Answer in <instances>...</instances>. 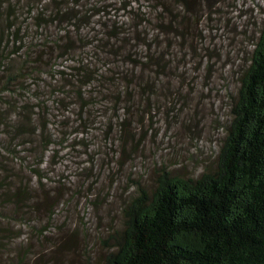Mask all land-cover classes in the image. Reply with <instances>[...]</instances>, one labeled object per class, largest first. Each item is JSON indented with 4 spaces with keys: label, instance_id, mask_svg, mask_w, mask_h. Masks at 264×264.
Wrapping results in <instances>:
<instances>
[{
    "label": "trees",
    "instance_id": "1",
    "mask_svg": "<svg viewBox=\"0 0 264 264\" xmlns=\"http://www.w3.org/2000/svg\"><path fill=\"white\" fill-rule=\"evenodd\" d=\"M208 2L0 0V128L7 129L10 154L18 145L34 146L38 135L45 141L38 156L55 153L58 139L82 146L79 137L96 122L99 102L111 107L105 112L129 114L151 91L152 73L170 71L164 49L172 47L170 37L186 39L189 21ZM253 47L216 169L196 179L165 171L152 193L140 189L102 264H264V26ZM46 97L65 129L50 136ZM68 113L78 115L74 122ZM25 171L0 154V178L12 175L15 200L23 204Z\"/></svg>",
    "mask_w": 264,
    "mask_h": 264
},
{
    "label": "rangeland",
    "instance_id": "2",
    "mask_svg": "<svg viewBox=\"0 0 264 264\" xmlns=\"http://www.w3.org/2000/svg\"><path fill=\"white\" fill-rule=\"evenodd\" d=\"M263 26L264 0H209L195 23L189 21L186 39L170 37L167 76L152 73L151 91L129 114L105 112L111 107L99 102L96 122L79 137L82 146L58 139L55 153L38 156L34 151L45 145L38 135L34 146L18 145L11 155L1 127L0 154L11 166L23 165L29 189L28 201L18 203L12 175L0 178V264H102L116 249L123 211L140 189L152 193L165 171L196 179L215 170L240 70ZM45 101L50 136L63 127L54 118L58 106ZM76 116L68 113V121Z\"/></svg>",
    "mask_w": 264,
    "mask_h": 264
}]
</instances>
